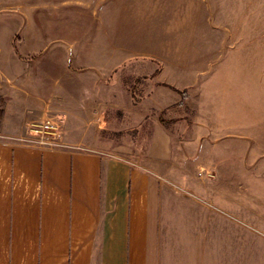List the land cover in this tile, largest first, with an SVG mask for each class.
I'll use <instances>...</instances> for the list:
<instances>
[{
    "label": "rangeland",
    "instance_id": "1",
    "mask_svg": "<svg viewBox=\"0 0 264 264\" xmlns=\"http://www.w3.org/2000/svg\"><path fill=\"white\" fill-rule=\"evenodd\" d=\"M37 72L35 98L12 93L5 108L10 80ZM56 97L87 129L80 150L152 164L171 194L239 199L248 232H264V0H0V124ZM100 110L114 111L101 134ZM160 127L168 160L154 157Z\"/></svg>",
    "mask_w": 264,
    "mask_h": 264
},
{
    "label": "crops",
    "instance_id": "2",
    "mask_svg": "<svg viewBox=\"0 0 264 264\" xmlns=\"http://www.w3.org/2000/svg\"><path fill=\"white\" fill-rule=\"evenodd\" d=\"M42 72L47 82L53 77ZM17 78L19 84L10 80L7 86L5 108L12 93L35 98L39 91V72L30 83ZM172 94L162 93L170 100L160 107L177 103ZM114 102L104 107L116 108ZM69 104L61 97L39 104L36 119L15 114L1 121L0 264H264V232H248L241 216L246 205L239 199L216 203L171 194L165 172L152 164L80 150L87 129L75 127L81 117L67 110ZM188 107H194L191 99ZM97 117L95 133L101 134L114 111L100 110ZM44 118L61 122L63 145L21 141L28 124ZM160 130L161 154L154 157L168 160L171 137ZM254 234L259 242L253 250L248 235Z\"/></svg>",
    "mask_w": 264,
    "mask_h": 264
},
{
    "label": "built area",
    "instance_id": "3",
    "mask_svg": "<svg viewBox=\"0 0 264 264\" xmlns=\"http://www.w3.org/2000/svg\"><path fill=\"white\" fill-rule=\"evenodd\" d=\"M21 141L44 147H56L64 144L60 135V123L58 120L49 118L31 121L28 124V133L21 137Z\"/></svg>",
    "mask_w": 264,
    "mask_h": 264
},
{
    "label": "trees",
    "instance_id": "4",
    "mask_svg": "<svg viewBox=\"0 0 264 264\" xmlns=\"http://www.w3.org/2000/svg\"><path fill=\"white\" fill-rule=\"evenodd\" d=\"M170 87H171V86H170ZM171 88H173V87H171ZM184 91H185V90H184ZM184 91H182V93H183ZM181 101H183V98H182ZM170 107H171V106H170ZM167 108H169V107H167ZM172 120H173V119H171V120H169V121H166L163 117H160L159 122H161L162 124L166 125L167 122H171Z\"/></svg>",
    "mask_w": 264,
    "mask_h": 264
}]
</instances>
